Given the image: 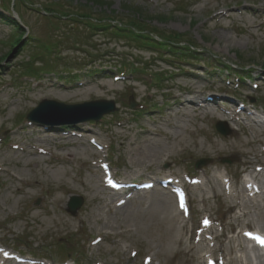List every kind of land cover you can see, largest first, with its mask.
<instances>
[{"label": "rangeland", "instance_id": "rangeland-1", "mask_svg": "<svg viewBox=\"0 0 264 264\" xmlns=\"http://www.w3.org/2000/svg\"><path fill=\"white\" fill-rule=\"evenodd\" d=\"M100 1L106 5H94L90 0H0V165L6 169L0 171V254H23L27 258L22 261L28 264H196L190 256L172 251L176 248L173 235L179 231L181 218L172 224L162 219L157 207L149 206L147 201L139 204L138 200L124 207L122 213L114 214L111 207L114 204L107 205L98 196L94 198V191L87 190L86 184L92 186L101 176L95 165L98 157L101 162L110 163V171L117 174L119 181L131 180L128 189L116 192L119 196L160 190L161 182L151 177L173 171L180 174L179 182L181 177L187 179L185 175L204 168H210L211 172L217 169L236 181L237 172L243 169L240 161L253 160L255 156L264 160V134L258 131L264 129V14L257 20L254 12L247 11L244 20L235 13L236 19L223 18L219 27L208 20L213 11L205 7L216 4L236 12L262 6V0ZM81 4L87 5L93 17L117 15L130 19L129 15L137 12L139 18L146 19L144 24L149 28L168 34L178 31L193 46L176 44L173 51L161 45L137 48L127 36L113 34L111 29H90L87 20L73 22L67 16L54 20L48 17L51 13H44V8L70 13ZM11 20L20 28L12 25ZM21 33L25 36L16 43ZM221 34L228 40L220 38ZM56 40L62 45L53 50L51 41ZM38 55L41 60H36ZM27 64L36 73L25 72ZM154 74L162 75L160 81L154 80ZM190 86L196 92L187 95L185 90ZM49 91H62L68 97L54 96ZM182 93L188 98L196 95L204 110L191 103L182 107L176 97ZM208 94L216 95L220 106L239 107L235 122L221 119L218 114L215 119L203 117L206 107L214 108V104L204 101ZM12 99L19 101L16 111L9 106ZM43 99L66 104L111 100L116 110L102 115L98 121L76 124L43 125L27 121L26 113ZM130 99L135 102L134 108L129 106ZM194 107L198 110L194 111ZM181 110L184 113L180 114ZM167 115L176 126L186 124L188 133L161 124ZM217 121L226 124L227 135L216 130ZM31 123L41 131L29 128ZM145 127L150 128L151 136L159 142L167 141V137L159 134L157 127L178 133L184 137L188 150L196 145L213 147L211 142L230 149L215 157L201 151L190 158L186 150L163 156L158 164L131 162L132 154L121 145L125 135L120 137L118 131L126 133L127 143V137L139 136ZM43 128L48 129L45 132ZM51 130L54 132H48ZM57 132L61 140L74 138L75 148L60 146L57 140L60 137L53 138ZM35 134L47 137L37 143L47 150L43 155L45 161L39 159L37 164L27 165L25 161L15 163L7 158L9 141L26 144L35 140ZM51 137L53 141H49ZM89 138L100 142L98 157L85 158L81 153L84 148V154L91 152ZM66 152L76 154L69 161L48 158L52 153L64 156ZM200 158L208 161L196 168L194 164ZM222 158L229 162H222ZM9 172L27 182L20 177L12 179ZM14 188L21 190L18 193ZM200 193L199 189L190 191L195 197L194 209L206 206L216 219V227L221 221L227 236L232 235L237 210L228 211L230 201L224 198L210 197L203 205ZM71 195L83 199L74 215L66 211ZM259 202L264 208V197ZM194 211L182 218L184 241L196 219ZM246 218L257 223L253 212ZM258 218L264 219V213ZM100 234H105L107 240L99 239ZM250 243L247 242L251 263L259 264ZM261 246L264 249V244ZM225 247L228 248L227 243ZM235 252L245 259L240 251Z\"/></svg>", "mask_w": 264, "mask_h": 264}, {"label": "bare ground", "instance_id": "bare-ground-1", "mask_svg": "<svg viewBox=\"0 0 264 264\" xmlns=\"http://www.w3.org/2000/svg\"><path fill=\"white\" fill-rule=\"evenodd\" d=\"M261 4L262 6H255L254 8L238 9L236 10V12L226 11L216 4H206L207 6L205 5V7H208L213 11L211 17L208 19L211 21V24L222 27L223 18L234 19L236 14H239V19L245 20L246 15L244 14L247 11L254 12L255 18L258 20V18L264 14V0H262ZM253 23L255 22H252V24ZM176 32L180 33L178 31ZM219 37H226L224 41L228 40V37L224 36V34H221ZM47 85L49 86L50 84ZM189 88L190 89L185 90V92H196V90L192 89V86H190ZM50 93L61 98L68 97V95L66 96L62 91H54ZM184 93L176 95L177 100L182 107L187 103H191L203 109L201 107L202 104L198 103V97L196 95L193 94L190 98H188L184 97ZM216 99V95H211V97H206L204 99V101L208 102L210 105L214 104V108H205V114L203 117L215 119L219 115L221 119H228L231 122H235L234 119L236 117V114H238L236 113V111L239 110V107L237 108V106L235 105V108H230V110L226 106H220V104L217 103ZM10 104L13 105V108L11 107V105H9L10 108L13 111H16L19 105V101L12 99ZM193 110L196 111L198 110V108L195 109L194 107ZM182 111L184 113V110H181V112L179 113L181 114ZM169 116L170 115H167V117H165V121L163 123L161 122V124H164L169 128L177 127L183 129V133L184 131L188 133V130H186L185 128L186 124H177L176 126L174 123H172V121L168 119ZM29 128L39 129V126L31 123L29 124ZM127 128L128 127L125 126L124 130H126ZM47 129L48 128H45L44 131L46 132ZM149 129V127H145L143 129V133L139 134V136L137 137L135 135L129 138L127 137V143L124 142L126 133H124V131H118V135L120 137L125 135L123 140L121 141V145L126 146L128 152L132 154V156L129 158L131 162L147 163V165L158 164L160 160H162L163 156L167 157L174 154L175 152H177V154H181L186 150L189 153L188 156L190 158L191 156L195 155V153L197 154L201 151L210 153L213 155L212 157H215L217 156V154L230 149L229 147H226V145H222L221 147L218 145V143L211 142L213 147L206 148L205 146H202L201 149L198 148L195 144L197 149L194 148L188 150L189 148L188 145L185 144L186 141L184 137L179 135L178 133H171L170 131H167L166 128L162 129L157 127L155 128L158 129L157 132L159 134H166L165 136L167 137V141L159 142L151 136V131H149ZM39 131H41V129H39ZM52 131L53 130L48 132ZM258 131L259 134H264L263 128H260ZM57 133L58 135H55L53 138L60 137L57 139L58 143H60V146H69L71 148H75L76 141L74 140V138L67 137L61 140L62 136L59 132ZM37 135L38 134H35L34 141L30 139V142H27L26 144L9 141L7 144L10 148V152L7 154V158L13 160L15 163L25 161L27 165L37 164L39 162V159H43V161H45L43 155L47 153V150L44 149L42 145L37 143L46 141L47 137L40 138ZM88 140L90 142L89 144L92 145L91 152L84 154L86 148L83 147L84 149H82L84 150V152L82 150L81 153H83L84 156H87L85 158L92 156L98 157V154H101L99 146L100 142L96 141V139L92 140L90 138ZM49 141H53L52 137L51 139H49ZM80 145L81 144H79L77 147L79 148ZM176 147H179V149L176 150ZM199 149L201 150L199 151ZM234 151L235 150H232V152ZM65 154L66 155L63 156L60 153H52L48 158L49 160L53 161H69L76 153L66 152ZM101 160L102 158L98 157L96 161L97 164H95L97 167H99L98 171L101 172V176L95 182H92V186L86 184L87 190L91 192L94 191L93 197L96 199L99 197L101 201H105L107 205L109 203H112V205L114 204L113 206H111L113 208L112 212L114 214L123 211L125 209L124 207L129 206L133 200H138L139 204L141 201H147L149 206L157 207L159 213L162 215V219L169 220L172 224L173 222L175 223V221L181 218L182 224L179 225V231L173 235V242L176 244V248L172 250L174 254H186L187 256H190L193 261L196 262V264H252L250 260L251 257L249 255V247L247 246V242H251L250 249L257 252L255 253V256L257 257L259 264H264V249L263 246H261L262 243L254 239V237H256V234L264 233V219L258 218L259 215H262L264 213V208L259 202L260 198L264 197V160L262 158H258L257 156H255L253 160L245 159L243 161H240L243 164V169L237 172L238 179L236 181L232 178H226L225 173H220L217 169L211 172L210 168H204L201 171H196L190 175H185L187 179H182L181 177V180L179 182L178 177L180 176V174L173 171L172 173L151 177L152 179L161 182V184L159 185L161 186L160 190L158 188L155 190L149 189V191L143 190L139 192V194L132 196H119L121 194H116V192L119 190L118 183L120 184V188L124 191V187L127 189L129 188L128 185L131 183V180L123 179L119 181L120 179L117 174L110 171V163L101 162ZM224 170L226 174H229L225 167ZM0 171L5 172L6 169L3 170L0 165ZM9 175L10 177H12V179L16 180L18 177H20L22 181L27 182L25 181V179H23V177L21 178L20 175H12L10 174V172ZM175 178L177 179L175 180ZM37 181L38 180H36L35 182ZM110 183L113 185V189L115 190V192H112L110 190V186H108ZM198 189L201 191L200 201L203 205H205L204 203H206L207 199L210 197L215 199L224 198L230 201V203L227 205L228 211L237 210V212L233 215L235 221L233 224L234 233L232 235L227 236L225 224H222V222L219 220L218 227H216V219L213 217V214H211L210 210L206 208V206H204L202 210L194 209L193 204L195 201V197L193 196V194H190V191L194 193ZM206 189L208 190V193H206ZM20 190V188H14L13 191L19 193ZM175 190L176 194L174 192ZM181 194H183L184 198L186 199V206L180 207L179 200L181 198ZM108 210H110V207L108 208ZM190 211H194L197 216L194 220V223H192L189 235L184 241L185 221H183L182 218L186 213L190 214ZM251 212L254 213L257 219V223L253 222L251 219L246 218V216ZM205 221H207V223H205ZM246 230L252 232L251 235L246 234ZM97 237L101 240H107V236L105 234H100ZM225 243L228 244V248L225 247ZM236 250L240 251L243 254V257L245 258L244 260L242 256L236 255ZM5 254H0V264H20L19 262H23L22 260L27 258L25 255L19 253L13 256ZM227 255L229 256L227 257ZM209 260H211V263H209ZM23 264L28 263L23 262ZM191 264H193V262Z\"/></svg>", "mask_w": 264, "mask_h": 264}, {"label": "trees", "instance_id": "trees-1", "mask_svg": "<svg viewBox=\"0 0 264 264\" xmlns=\"http://www.w3.org/2000/svg\"><path fill=\"white\" fill-rule=\"evenodd\" d=\"M90 1H93L92 4L94 5L98 4V6L105 4V3H102L100 0H90ZM126 7H129V6H126ZM44 13L47 15L48 13H51L48 15V17H51V19H54V20L55 19L59 20L60 18L66 17V16L71 17L70 19L73 20V22L74 21L81 22L80 20H87V23H89L90 25L89 26L90 29L91 28L100 29V30L111 29L112 30L111 33L113 34L127 36L129 40L136 43L135 47L137 48H141V46H145L147 48L148 47L157 48V47H153L150 45H161L162 47L167 46L171 49V51H173L172 48L176 44H183V45H187L188 47L191 46L192 44L189 41L182 38L181 37L182 35H180L181 33H177V32H172L171 34L161 33V32L156 31L155 29L149 28L146 24H144V21H146V19H144L143 17L139 18L138 17L139 14L137 12H132L135 15L134 14L131 16L129 15L130 19H123V18L118 17L117 15H114L111 17L110 16L104 17L103 15H98L96 17H93V16H90L87 5L81 4L80 8H75V10L71 11L70 13L62 12L61 10H57L53 8H47V10L46 8H44ZM11 24L17 28H20V25H18V23L14 20L13 21L11 20ZM154 35L156 37L158 36L157 40L154 39L153 37ZM23 36L24 35L22 33L19 34L18 38L16 39V43H18ZM69 39L74 40V38L73 37L71 38L70 36H69ZM51 42H52V45H54L55 47V49L53 50L61 48L62 44H60V41L56 40V41H51ZM73 48H77V47H73ZM47 50H49V48H47ZM36 58L38 60H41L39 55L36 56ZM120 64L126 65L125 63H120ZM24 70L27 73H36L35 68L32 67V65L30 66L27 64V66L24 67ZM160 78H162V75L157 76V74H154L155 81H158V80L160 81Z\"/></svg>", "mask_w": 264, "mask_h": 264}, {"label": "water", "instance_id": "water-1", "mask_svg": "<svg viewBox=\"0 0 264 264\" xmlns=\"http://www.w3.org/2000/svg\"><path fill=\"white\" fill-rule=\"evenodd\" d=\"M130 107H134L135 103L130 99ZM116 110V106L111 100H92L76 104H66L55 100H41L26 116L30 121H36L41 124H76L87 120H99L103 114H107ZM69 118V119H68ZM52 119H57L53 120ZM216 130L223 135L228 134V129L223 122H217ZM208 159H199L195 166L199 167L206 163ZM222 161H229L222 159ZM83 199L81 196L72 195L67 202L66 210L74 215Z\"/></svg>", "mask_w": 264, "mask_h": 264}, {"label": "snow or ice", "instance_id": "snow-or-ice-1", "mask_svg": "<svg viewBox=\"0 0 264 264\" xmlns=\"http://www.w3.org/2000/svg\"><path fill=\"white\" fill-rule=\"evenodd\" d=\"M205 223H207V221H205ZM249 235H251V234H249ZM254 239H256L258 242L264 244V238H261V237H254ZM5 255H7V253H6Z\"/></svg>", "mask_w": 264, "mask_h": 264}]
</instances>
